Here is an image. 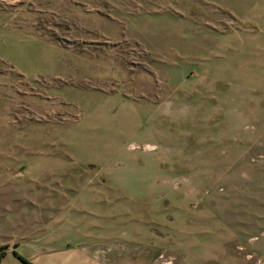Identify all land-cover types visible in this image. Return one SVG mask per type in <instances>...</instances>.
Instances as JSON below:
<instances>
[{
    "label": "rangeland",
    "instance_id": "obj_1",
    "mask_svg": "<svg viewBox=\"0 0 264 264\" xmlns=\"http://www.w3.org/2000/svg\"><path fill=\"white\" fill-rule=\"evenodd\" d=\"M33 243L264 264V0H0V264Z\"/></svg>",
    "mask_w": 264,
    "mask_h": 264
},
{
    "label": "crops",
    "instance_id": "obj_2",
    "mask_svg": "<svg viewBox=\"0 0 264 264\" xmlns=\"http://www.w3.org/2000/svg\"><path fill=\"white\" fill-rule=\"evenodd\" d=\"M57 253V251L46 252L40 243H33L32 245L25 248L23 251L15 252L17 256H19L24 262H28L31 264H59L65 260L66 256L69 253L61 252ZM17 257L15 259L16 263H21L23 261Z\"/></svg>",
    "mask_w": 264,
    "mask_h": 264
},
{
    "label": "trees",
    "instance_id": "obj_3",
    "mask_svg": "<svg viewBox=\"0 0 264 264\" xmlns=\"http://www.w3.org/2000/svg\"><path fill=\"white\" fill-rule=\"evenodd\" d=\"M3 249H4V248H0V251H3ZM1 255H3V254H0V256H1ZM18 258H19L21 261L24 262V260H22L19 256H18Z\"/></svg>",
    "mask_w": 264,
    "mask_h": 264
}]
</instances>
